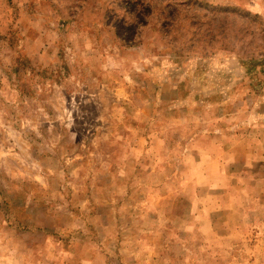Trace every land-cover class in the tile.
<instances>
[{
    "label": "rangeland",
    "instance_id": "374dc122",
    "mask_svg": "<svg viewBox=\"0 0 264 264\" xmlns=\"http://www.w3.org/2000/svg\"><path fill=\"white\" fill-rule=\"evenodd\" d=\"M0 264H264V0H0Z\"/></svg>",
    "mask_w": 264,
    "mask_h": 264
}]
</instances>
